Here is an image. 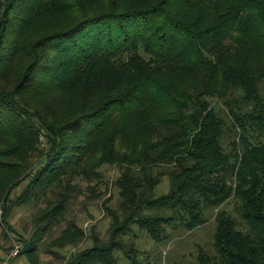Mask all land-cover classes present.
<instances>
[{"label":"trees","instance_id":"trees-1","mask_svg":"<svg viewBox=\"0 0 264 264\" xmlns=\"http://www.w3.org/2000/svg\"><path fill=\"white\" fill-rule=\"evenodd\" d=\"M263 83L264 0H0V222L32 208L20 255L118 264L134 224L168 239L235 198L247 229L218 212L220 263L264 264ZM81 198L102 201L106 235Z\"/></svg>","mask_w":264,"mask_h":264},{"label":"rangeland","instance_id":"rangeland-1","mask_svg":"<svg viewBox=\"0 0 264 264\" xmlns=\"http://www.w3.org/2000/svg\"><path fill=\"white\" fill-rule=\"evenodd\" d=\"M264 89V83L262 85ZM101 118L83 121L84 130H91ZM118 168H113L109 174L112 180L117 175ZM170 188V180L165 176L158 187V194L168 193ZM112 187L111 191L112 192ZM110 195V194H109ZM84 200L81 198L75 202L73 213L81 215V224L89 229L93 224L96 225L97 231L103 236L107 234L112 218L106 213L102 206V201H92L83 205ZM86 207V209H85ZM225 210L231 213L239 224V228L247 229L242 218L241 201L235 198L228 199L219 207H210L205 211V221L203 224L194 229L179 228L172 233L168 239L160 241L154 240L150 234L142 230L138 224H134V232L124 237L125 241L135 248L137 255L132 259L129 258L124 250H116L115 257L118 264H198L199 255L202 251L207 252L210 256L215 257L218 264L220 263L219 254L216 250L215 235L217 230V214L219 211ZM32 208L27 205L15 206L10 217L9 223L15 227L10 229L6 223L0 222V242L3 248L11 245L12 237L32 236L35 230L32 227ZM93 215V216H90ZM26 228V230H25ZM60 228L47 236L46 241L51 242L52 239L59 234ZM24 246V245H23ZM50 248L41 246L36 252L39 255V264H62L64 255L73 248L64 249L53 248L57 253H53ZM34 254V255H36ZM67 259V258H66ZM11 264H34L28 254L19 255Z\"/></svg>","mask_w":264,"mask_h":264},{"label":"built area","instance_id":"built-area-1","mask_svg":"<svg viewBox=\"0 0 264 264\" xmlns=\"http://www.w3.org/2000/svg\"><path fill=\"white\" fill-rule=\"evenodd\" d=\"M11 245L8 251L0 252V264H11L19 255L22 249V243L18 238H11Z\"/></svg>","mask_w":264,"mask_h":264}]
</instances>
